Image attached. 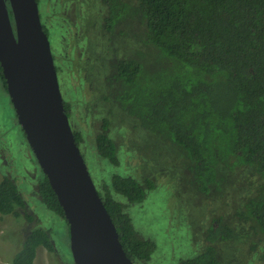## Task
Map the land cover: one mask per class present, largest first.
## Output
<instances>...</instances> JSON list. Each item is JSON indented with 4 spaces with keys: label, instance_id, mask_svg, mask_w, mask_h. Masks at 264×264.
<instances>
[{
    "label": "trees",
    "instance_id": "obj_1",
    "mask_svg": "<svg viewBox=\"0 0 264 264\" xmlns=\"http://www.w3.org/2000/svg\"><path fill=\"white\" fill-rule=\"evenodd\" d=\"M134 1L131 12L142 23L146 36L142 43L154 48L173 70L159 77L156 75L161 73L146 76L142 53L106 59V93L101 100L127 114L138 130L176 147L184 158L189 185L199 194L210 196L220 191V174L241 167L258 175L262 182L237 217L264 238V0ZM103 3L106 13L101 27L111 45L118 37H127L131 5L125 0ZM43 29L48 35L45 25ZM0 80L7 89L1 63ZM65 109L67 113L66 105ZM111 124V116L103 120L96 150L100 158L118 166ZM74 135L79 145L81 134ZM111 178V185H104L99 193L123 248L133 264L149 260L156 245L140 237L126 206L116 198L140 204L155 185L150 179L141 184L117 174ZM38 194L48 210L65 219L44 174ZM25 208L14 181L4 178L0 182V215L18 216V210ZM232 238L233 231L219 219L207 232L209 245L181 264H224L215 244ZM41 246L55 251L50 232L39 228L27 237L12 264H34ZM261 260L264 262V250Z\"/></svg>",
    "mask_w": 264,
    "mask_h": 264
},
{
    "label": "rangeland",
    "instance_id": "obj_2",
    "mask_svg": "<svg viewBox=\"0 0 264 264\" xmlns=\"http://www.w3.org/2000/svg\"><path fill=\"white\" fill-rule=\"evenodd\" d=\"M125 1L131 5L126 17L131 27L125 29L127 37H118L111 45L101 27L106 13L103 0H39V8L70 124L81 134L78 146L96 188L103 192V186H110L115 174L141 184L150 179L155 185L143 203L131 205L116 198L126 206L140 237L156 245L149 260L135 264H181L196 257L209 245L207 232L219 219L233 231L231 240L215 244L224 264H264L263 236L237 217L262 179L241 167L220 174V191L210 196L199 194L189 185L184 158L176 147L138 130L127 114L101 100L106 93V59L142 53L145 55H139L146 64V76L161 73L156 75L159 77L173 70L154 48L142 43L146 42L143 25L131 12L136 3ZM108 116L112 119L110 137L117 144L118 166L100 158L96 150V136ZM42 177L8 90L0 80V182L4 178L13 180L26 204L24 210H18V216L0 215V264H12L27 237L39 228L50 232L55 251L41 246L34 264H74L68 223L48 210L38 194Z\"/></svg>",
    "mask_w": 264,
    "mask_h": 264
},
{
    "label": "water",
    "instance_id": "obj_3",
    "mask_svg": "<svg viewBox=\"0 0 264 264\" xmlns=\"http://www.w3.org/2000/svg\"><path fill=\"white\" fill-rule=\"evenodd\" d=\"M0 63L19 124L64 211L74 264H133L76 142L37 0H0Z\"/></svg>",
    "mask_w": 264,
    "mask_h": 264
}]
</instances>
